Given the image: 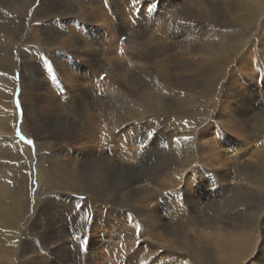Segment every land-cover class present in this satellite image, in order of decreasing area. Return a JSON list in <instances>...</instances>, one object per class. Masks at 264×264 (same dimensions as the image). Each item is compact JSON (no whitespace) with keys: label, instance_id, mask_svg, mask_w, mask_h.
Masks as SVG:
<instances>
[{"label":"rangeland","instance_id":"1","mask_svg":"<svg viewBox=\"0 0 264 264\" xmlns=\"http://www.w3.org/2000/svg\"><path fill=\"white\" fill-rule=\"evenodd\" d=\"M201 1L209 0H141V2L136 5H133V0H103L105 4L107 3L106 8L108 10L106 14L108 26L105 27V42L103 43V45L105 48L104 52L106 56L105 65L109 66L110 70L108 69V71L103 72L98 69L97 76L91 75L89 77L90 79H97L98 76L102 78L105 77L107 81L106 91H108L106 92V94H108L107 96L110 98L107 99L106 103V111L108 113H106V116L109 118L105 117L104 121L106 128L104 131V137L106 139L104 143H101L99 141V139L103 137V133H100L101 135L99 134V125L97 122L99 116L96 112H94L92 113L88 121L87 119H82L79 121L77 126V132H75L74 136L71 138V141L66 142L68 145L71 144L73 147L69 145V147H71L70 149L68 148L64 151L65 155L63 154V158L64 160H66V158L68 157H66V154H68V152L70 151L76 150L74 148L76 144H79L81 141H85L84 143H88L86 142V137H88L87 133L89 132L88 129H86V132L85 128L83 127L86 126L87 128L94 130L93 135L95 136V141H93V143H90V145L93 144V147H100L101 150L105 151L106 155H113L115 153L113 151L119 152V157L123 159L124 163L126 162L125 165L127 166H125L123 170H112L109 173V169L107 170V172L109 173L108 176H106V173L104 172L107 180L110 181L111 178L118 179L120 177L118 180L120 182L122 181L123 183L127 181L128 178L130 179L132 176H136L134 178H143L144 175H146L147 177L152 174L154 177L153 182H135L134 184H132L133 186H130L131 188H133V191L135 193L133 192L130 199L126 203V206L123 207V209L112 208L113 206L108 204L105 207V213L107 212V209L110 206L109 208L112 209V212L114 214L112 213L106 221L104 220V218H102V215L98 214V211H96V215H93L94 217H90L86 230L87 234L89 231V237H91V241H93L94 243V253H91V258L88 259L87 263L90 262L91 264H165V261H169V257L171 255L177 256L179 254L180 256L174 257V259L170 261L169 264H196V260L194 259L193 253L191 251L186 254L184 249H178V253L171 251L169 252L170 254H167V250H165L163 247L160 246V244L155 241V238H158L160 240L159 237L165 236L164 231L162 230L164 228L156 227L151 228L150 230L148 228L149 226L147 227L146 223L143 221L144 218L148 219V212H150L151 207L153 205L152 202H154L156 197L159 203V209L157 210L159 211V214L162 215L165 220L167 219L166 221H168L169 224H172L171 226L176 224L174 226H177V228H180L181 230L185 231L184 234L186 233V236L188 235L193 239L196 238L195 241L200 240V245L203 249V253L209 256L211 264H220L221 261L217 260L222 257L216 241L218 238V234L220 233L219 230H217L218 228L214 224V220H216V217L219 216L222 218V223L220 221H217V225L221 227L220 235H222V233H227L224 228L232 229V224L235 225V222H238L237 220L241 221L243 220V218L245 219L247 224V221H249V216L252 215V212L255 209V212L258 214L261 213L264 208V202H262L264 201V196H260V194L254 193L249 196L250 199L245 201L243 200L244 195H248L250 193L231 188L235 185H238V183H241L240 185L243 186V181L239 180L238 178H235V180L234 178H226L223 180L219 178L221 172L227 174V172L230 171L232 173V171L234 170L231 168L226 171H221L223 165L238 164V166H242V169L245 170V165L247 163H251L253 165H251V168L248 169V174L253 177L252 179L261 180L262 184L257 181H255L256 184H254L252 182V179H250V185H248V187L251 186L250 188H254L255 190H261L262 192H264V78L261 79L263 81H259V79H257V76L262 75L260 71L264 69V58L262 57L260 52V48L264 46V25H261L262 22L260 23V25L255 23L252 26L253 30L249 29L248 26H243L244 29L240 30L237 28L235 30L234 27L229 26H223L222 28L215 29V27H213V21L209 19V16L207 18H202V15L200 14V10H202V8L199 7ZM224 1L228 2L230 0ZM263 1L264 0H242L244 4H239V6L241 5L243 9L245 8L244 10H248L247 8L254 9L256 5H263ZM37 2L38 0L33 3L34 7ZM185 4L186 11L184 12L183 8ZM0 9H3L6 12V16L9 14L7 17H4V19H6V21L8 20L7 22L10 21V23L16 26V28L20 29L19 31L21 32L22 37H31V34L33 32L37 34L41 32L49 33V31L52 30V28L43 29L47 27L42 25V21H33L29 11L27 13H17L19 14V16L16 15L14 17L10 7H6L4 5V1L2 0H0ZM205 10L208 11V7H206ZM52 24L51 26H53V28L59 27L58 24ZM203 25L206 26L205 30ZM236 26L242 25L237 24ZM218 32L223 35H220ZM218 36L220 37V39L217 38ZM243 36L245 38H243ZM247 38H249L248 41ZM189 39L205 41L206 44L203 47V50H193L190 49V47L185 46L184 42H187ZM27 40L29 39L23 41L26 42ZM25 42H23L24 45H17L18 47L16 46L14 48V52H11L10 54L12 56V60L10 61L11 63L7 67H4L0 70V109L5 108L3 110L6 111V116H9L10 111H12V113L16 111L17 113L16 122L13 123V133H11L12 130H10L11 128L8 127V124L5 125L6 127H8V129L5 131V133L4 131L2 133L7 134L9 132L7 135H9L11 142H13L12 144H17L19 142L18 144H20L26 151V161L24 158L17 159L16 154V159L13 158L14 153L8 150L7 152L9 156L11 155V158L4 157L3 159H0V167L3 166L10 169H15L16 167L22 176V182L20 181V179L11 182H7L0 179V196L4 195V189L8 188L14 190L16 194H18L16 196L17 198H20L21 202L31 201V204H33L36 200L40 198H49L57 195L56 193L53 194V192L49 193V190H47L46 187H44L45 189H40L39 187L34 192V187L36 185H34V179L32 180L33 168L36 165L35 163L37 162V156H41L44 152L37 151V155H35L34 144L37 145L38 140L36 136L31 132L34 125L31 124L29 118L25 115L24 103H21L20 96L18 95L21 90L20 85H23V76H33L34 79L39 80L44 79L43 75L39 74H42V71L40 72L41 65L39 61L41 60V58L39 56L35 58L31 57L30 59L32 60V65L34 67L28 66L24 68L23 62L26 61V58L24 57L25 59H23V56H25L27 52H31L29 51V48L26 46L27 44ZM107 42H109V45L107 44ZM211 42L212 44H219L218 46L223 47L221 48L223 50H214L212 47H214L215 45H211V47L209 46ZM132 43L135 48L131 47ZM29 45L31 46V44ZM229 45L236 48V51L238 50V52L235 53V51L234 53L229 54ZM247 46L248 48H246ZM20 48H22L23 50H20ZM33 50L35 51L34 48ZM243 52L244 54H242ZM46 55L49 54L47 53ZM112 56L114 57L111 58ZM108 57H110V59ZM121 58L127 62H124ZM213 60H215L216 62H213ZM128 61L130 62L128 63ZM205 63L208 65V67ZM217 63H220L221 65L219 66ZM223 63L224 65H222ZM214 65H216V67L218 66L216 73H213V68H215ZM205 66L207 67V69ZM235 68L240 74V77H238L237 80H234L230 73L232 69L235 70ZM32 69L35 70L33 71ZM173 69H176L177 71L180 70V72H183L184 70V72L186 73L177 72L179 74H176L174 73L176 72V70L173 71ZM186 69L187 71H185ZM168 70L170 73L168 72ZM139 72H142L143 75L141 76L142 73L139 74ZM165 73H167L168 75L166 74L165 76ZM255 73L256 75H254ZM61 74L62 73L59 74L58 78L63 83H65L64 76L63 74ZM183 76L186 79H184ZM120 78L123 79L121 80ZM1 80H4L5 82ZM141 80H143V82ZM191 80L192 83L190 82ZM147 81L149 86L147 85ZM141 82L143 84H141ZM10 84L14 85V88H12V90L7 89ZM191 84L192 87L190 86ZM18 85L20 89L18 90L19 92L16 90ZM141 91L143 94L141 93ZM8 92L9 94L6 95ZM42 92L43 89H39L38 94L43 96L42 100H40L41 105H45L46 107L57 106V103L59 101L57 100L58 98L56 96L59 97V94L56 95V93L52 92L48 93L47 95H44ZM26 95L27 93H25V96ZM49 96H51L52 99L49 98ZM154 96L157 99H155ZM126 97L127 99H125ZM118 100H121L123 103ZM155 100L157 101V106H155ZM5 101L9 104H4ZM119 102L122 104L120 105ZM158 103L160 104V106ZM163 103L165 104V106H163ZM110 105H112L113 107ZM119 106L121 107V109H118L120 110V113H117L116 110L117 108H119ZM128 106L129 108H127ZM133 107H135L136 109ZM139 107L141 109H139L138 111L137 108ZM150 107L151 109H148ZM152 109H154V111ZM136 110L138 111V113L140 112V114H142L141 117H139L140 114L135 112ZM142 116H144V118ZM11 117L13 116L11 115ZM111 118L114 121L109 120ZM163 118L168 121L166 122ZM1 119L2 117H0V120ZM150 121L153 122V125L150 123ZM20 122L21 125L23 122L29 128H21ZM137 122L139 124H137ZM15 124L18 125L15 126ZM145 126L147 127V129ZM149 133L151 134V136H149ZM141 136H144L146 140L143 139L138 142L136 140V137L139 138ZM125 137L127 142L125 140ZM247 137L249 140V144L245 145V142H243V140ZM115 139H118V142L114 141ZM28 140H31L32 144H28ZM140 144H142V146H140ZM114 145L115 147H113ZM124 146H127L126 149ZM106 147H108L109 149L106 150ZM128 147L130 149L127 150ZM135 149L136 151L138 150L136 153ZM122 150L125 151L122 152ZM190 152L192 153V155L190 154ZM210 153L213 154V156L210 155ZM185 155L187 158H185ZM214 155H218V159ZM181 157L183 158V160ZM126 159L128 160L126 161ZM202 160L206 161L202 162ZM180 161L182 162L180 163ZM22 163L30 165V168L32 169L30 170L31 172H28V170L26 169L24 170ZM75 163L77 165V161H75L73 164ZM128 168H133L135 170L134 172L137 174L129 172ZM27 172L29 175L27 174ZM26 174L28 175V177ZM155 174L157 175L155 176ZM123 177H125L126 179H123ZM165 177L168 182H166ZM23 180L24 182H26V184L23 182ZM161 180L162 183L160 182ZM175 181L176 183H174ZM108 184H104V187L106 186L105 188H108ZM13 185H16V188L15 186L13 187ZM27 185L29 188L27 187ZM21 187H23V189L19 191ZM130 187L125 188V191L131 189ZM16 189H19L18 193ZM157 189L162 194L159 193ZM46 192H48V194H46ZM155 192H157L158 195ZM151 193L153 195H151ZM25 194L26 196H24ZM73 195H75L74 197L76 199L80 200H76L75 203H81L85 205V207L90 206L88 205L89 203H85V199L87 197L86 194H84V197L83 194ZM174 195L177 196L174 197ZM147 196H149L151 199L147 198ZM33 197L35 198V200ZM201 205L204 206L202 207ZM219 207L221 210L219 209ZM137 210H140V216L137 215ZM90 212L92 213L93 211ZM99 212L100 214H102V210H100ZM120 213H123V216ZM134 213H136V216H138L139 218H143H136ZM60 214L62 215V212H60ZM197 214H199V216H197ZM121 217H124L125 220H123ZM32 220L33 216L31 217V220L29 222H31ZM137 220H141L142 223H139V221ZM124 222L132 223L134 225L132 229L133 231L131 233L122 232V230L124 229L123 226L125 225ZM258 224L259 223L257 222L256 226ZM26 225H24V227L22 226V231H25L28 228V225ZM251 233L252 238L256 240H254V246H257L253 247L250 250V254H252L253 256H258L260 251L257 248L263 236L264 230L260 228L259 225ZM74 238L75 236L73 235H66L63 239L65 245L71 246V244L74 243ZM86 243L90 244L89 241H86L84 244ZM51 246L52 248H54V245H49V247ZM170 248L173 249L171 245ZM21 258H18L17 261L20 262L19 259ZM52 258L54 259L55 257L52 256ZM261 258H264V254L261 255ZM26 259L27 257L25 259H21V261ZM98 259L100 260V262ZM0 260H2L1 257ZM242 262H244L243 264L251 263L247 260Z\"/></svg>","mask_w":264,"mask_h":264},{"label":"bare ground","instance_id":"2","mask_svg":"<svg viewBox=\"0 0 264 264\" xmlns=\"http://www.w3.org/2000/svg\"><path fill=\"white\" fill-rule=\"evenodd\" d=\"M2 1H4V5L6 7H10L11 11L13 12L14 17L16 15L19 16V14H17V13L21 14V13H27L29 11L33 21H36V20L42 21V25L47 27V28H43V29H49V28L51 29L52 28V30L49 31V33L41 32V33L37 34V33L33 32L31 34V37H28V36L22 37L21 32L19 31L20 29L16 28V26H14L12 23H10V21L7 22L8 20L6 21V19H4V17H7L9 14L7 13L8 15L6 16V14H5L6 12L3 9H0V70L4 67H7L11 63L10 62L12 60V56L10 55L11 52H14V48L17 45H21V46L24 45L23 42H25V41H23V40H26V39H29V40H27L29 43L26 41L25 43L27 45L26 44L25 45L29 48V51H31V52H27V54L25 56H23V59L26 58V61L23 62L24 68H26L28 66H30V67L33 66L32 65L33 62H32V60H30L31 57L35 58V57L39 56L41 58L39 63L41 65L40 66L41 67L40 72L42 71V74L41 73H39V74L43 75L44 80L34 79L33 76H29V77L23 76V80H22L23 85H20L21 90L19 89V85L16 88V90L17 91L20 90V92L18 91L19 92L18 96H20L21 103H24L25 115L29 118V121L31 122V124L34 125L31 132L36 136V138L38 140L37 145L34 144L35 145L34 146L35 147V155H37V151L38 152H40V151L44 152L41 156H39V157L37 156V158H36L37 162L35 163L36 164L35 167L33 168V166H32V168H33L32 180L34 179L33 182H34V185H36L34 187V192L39 187H40V189L46 187L47 190H49L48 191L49 193L50 192H53V194L56 193L57 196L49 197V198L42 196L43 199L37 198L38 200H36L33 204H31V201L21 202L20 198H17L16 195H18V194H16V192L14 190H11L8 188L4 189L5 190L4 195L0 196V257L2 258V260H0V264H91L90 262L89 263H87V262H88V259L91 258L90 257L91 253H94V243H93V241H91V237H89V231L87 234V230H86V227L88 225L90 217H94L93 215H96L97 214L96 211H98V214L102 215V218H104V220L106 221L107 218L113 213L112 209L109 208L110 206L108 207L107 212L105 213V207L108 204L113 206L112 208H117V209L122 208L123 209V207L126 206L127 201L130 199L131 195L134 192L133 188H131L130 186L132 184H134L135 182H141V181L153 182V177H154L152 174H150L147 177H146V175H144L143 178H140V177L134 178L136 176H134V177L132 176L130 179L128 178V180L123 182V183H122V181L120 182L118 180L120 177L118 179L117 178H111L110 181L107 180L106 176H108V174L112 170H117V169L123 170L125 168V166H127V165H125L126 162L124 163L123 159H121L119 157V155H120L119 152L113 151V152H115L113 155H108V154L106 155L105 151L101 150L100 147H93L92 146L93 144L90 145V143H93V141H95V139H94L95 136L93 135L94 130L87 128L86 126H83V127L85 128L86 132H87L86 129H88V132H89V133H87L88 137H86V140H87L86 142H88V143H84L85 141H81L79 144H76L74 146V148L76 149L75 150L76 152L70 151V152H68V154H66V157L68 156L66 158V160H64V158H63L65 155L64 151L68 148L70 149V147L72 146L71 144H69V145H71L69 147V145L66 142L71 141V138L74 136L75 132H77V126H78L79 121L82 119H87V121H88L90 119L92 113H94V112H96L97 115L99 116L98 120H97L98 125H99V128H98L99 134L103 133V137L101 136L102 138H100L99 141L101 143H104L105 139H106L104 137V135H105L104 131L106 129L104 121H105V117H107L106 116L107 99L110 98L107 96L108 94H106V92L108 91V90L106 91L107 81H106L105 77L102 78V77L98 76L97 79L96 78L90 79L89 76H91V75L97 76L98 69L100 71H103V72L108 71V69H109V66L105 65L106 64V56H105V52H104L105 48L103 45V43L105 42L104 41L105 40V38H104L105 27L108 26L107 15H106L107 11H108L106 8L107 3L105 4L103 2V0H38L37 4L34 7L33 3L37 0H2ZM239 4H244V3L242 2V0H230L228 2H226L224 0L201 1L199 4V7L202 8V10H200L201 11L200 14L202 15V18H204V17L207 18L209 16V19L213 21L212 23H213V27H215V29L216 28H222L223 26L234 27L235 30H236V28L239 30L244 29L243 26H248L249 29H252L253 28L252 26L255 23L260 25L261 22H262L261 25H264V1H263V5H256L254 9L247 8L248 10H244L245 8L243 9L241 5L239 6ZM206 7H208V11L205 10ZM236 8H237V10H236ZM183 9H184L183 11L185 12L186 11V4L184 5ZM32 10H33V12H32ZM246 11H248V12H246ZM171 12H172V10H171ZM2 14H3V16H2ZM52 23L58 24L59 27L53 28L54 25ZM51 24L53 26H51ZM237 24L242 25V26H236ZM167 25H168V23H167ZM200 25H201V23H200ZM205 27L206 26H204V30H205ZM106 29H109V28H106ZM247 30H248V28H247ZM164 31H166V30H164ZM200 33H201V31H200ZM218 33L220 35H223L220 32H218ZM217 38L220 39L219 36ZM243 38H245V37L243 36ZM189 40L187 42H184L185 43L184 45L187 47H190V49H193V50L201 51V50H203V47L206 44L205 41H201V40L197 41V39L196 40L191 39L190 41ZM248 40H249V38H247V41ZM108 43L109 42H107V44ZM133 43L131 44V47L135 48ZM29 44H31V46ZM211 45L212 46L215 45L214 47H212L214 50H216V49L218 50V49L223 48L221 46H218L219 44H217V43L212 44V42H211V44H209V46L211 47ZM33 48L35 49V51L33 50ZM246 48H248V46ZM260 49H261V51L260 50L259 51L261 52V55L264 58V46ZM20 50H23V49L20 48ZM221 50H223V49H221ZM228 50H229L228 53L232 54L236 51V48L229 45ZM117 51H119V50H117ZM213 52H216V51H213ZM237 52H238V50L235 53H237ZM244 52L242 54H244ZM257 52H258V50H257ZM47 53L49 55H46ZM225 53H227V52H225ZM133 54H134V52H133ZM125 56H127V55H125ZM113 57L114 56H112L111 58H113ZM227 57H229V56H227ZM108 58L110 59V57H108ZM125 59H126V57H125ZM222 60H223V58H222ZM124 62H127V61H124ZM129 62L130 61H128V63ZM198 62H199V60H198ZM213 62H216V61L213 60ZM224 63L222 65H224ZM122 64H123V62H122ZM125 64H127V63H125ZM218 65L220 66L221 64L219 63ZM184 66H185V64H184ZM206 66L208 67L207 64H206ZM207 67H206V69H207ZM214 67L215 68H213L214 69L213 73H216L218 66L216 67V65H214ZM203 68H204V66H203ZM198 69H201V68H198ZM175 70L176 69H173V71H175ZM185 71H187V69ZM142 72H139V74H141ZM168 72H169V70H168ZM177 72H180V70L179 71L176 70V72H174V73L179 74ZM183 72H184V70H183ZM183 72L181 71L180 73H183ZM263 72H264V69H262L260 71V73H262V75L257 76V79H259V81H263V80H261L264 78ZM60 73L63 74L65 83H63L61 80H59L58 76ZM131 73H133V72H131ZM184 73H186V72H184ZM230 73H231V76L233 77L234 80H237L238 77H240V74L238 73V70H236V68H235V70L232 69V71ZM166 74L167 73H165V76H166ZM142 75H143V73L141 74V76ZM254 75H256V73ZM173 77H175V76H173ZM62 78H60V79H62ZM156 79H157V77H156ZM184 79H186V78L184 77ZM107 80H108V78H107ZM1 81H4V80H1ZM141 81L143 82V80H141ZM9 82H11V81H9ZM142 82H141V84H143ZM190 82L192 83V80ZM225 82H226V80H225ZM182 83H184V82H182ZM187 83H189V82H187ZM219 83H221V82H219ZM231 83H232V81H231ZM141 84H139V85H141ZM222 84H223V82H222ZM147 85H148V81H147ZM190 86L192 87V84ZM108 87H110V86H108ZM151 87H153V86H151ZM12 88H14V85L10 84L7 89L12 90ZM41 88L43 89L42 93L44 95H47L48 93H52V92L56 93V95L59 94V97L56 96L58 98L57 100L59 101L57 103V106L51 107L49 105L50 107H46L45 105L40 104V100H42L43 96L38 94V92H39V89H41ZM137 88H139V87H137ZM179 88H180V86H179ZM194 89H195V87H194ZM154 90H155V88H154ZM25 93H27L26 96H25ZM141 93H142V91H141ZM8 94H9V92L6 95H8ZM109 94H110V91H109ZM118 94H120V93H118ZM139 96H140V94H139ZM49 98H51V96H49ZM154 98H155V96H154ZM125 99H127V97ZM143 99H144V97H143ZM155 99H157V98H155ZM118 101H121V100H118ZM145 101H147V100H145ZM2 102H4V101H2ZM175 102H176V100H175ZM122 103H120V105ZM166 103H167V101H166ZM4 104H9V103H7L5 101ZM146 105H148V104H146ZM110 106H112V105H110ZM149 106H150V104H149ZM155 106H157V101H156ZM159 106H160V104H159ZM159 106H158V108H159ZM163 106H165L164 103H163ZM7 107H9V106H7ZM192 107H193V105H192ZM127 108H129V106ZM133 108H135V107H133ZM3 109H5V108L0 109V117H2V119L0 120V159H3L4 157L11 158L10 157L11 155L9 156V154L7 152V150H8V151H11L14 153L13 158L16 159V157H15V154H16L17 159H23L24 158L26 161V151L23 149V147L20 144H18L19 142L17 144H12L13 142H11L9 135H7L9 132L7 134H4L5 131L8 129V127L11 128L10 129V130H12L11 133H13V127H14L13 123L16 122L17 113H16V111L13 113H12V111H10L9 116H6V111ZM115 109H116V106H115ZM118 109H121V107L119 106V108H117V110H116L117 113H120V110H118ZM137 109L139 111V109H141V108L139 107ZM148 109H151V107ZM183 109H185V108H183ZM146 110H144V111H146ZM152 110L154 111V109H152ZM138 111L136 110L135 112L138 113ZM154 113H156V112H154ZM138 114H140V112ZM11 115L13 117H11ZM141 115L142 114H140V116L139 115L138 116L141 117ZM94 116H95V114H94ZM130 116H132V115H130ZM142 117L144 118V116H142ZM107 118H109V117H107ZM109 120L114 121L112 118ZM138 120H140V119H138ZM133 121H135V120H133ZM150 123L152 124L153 122L150 121ZM7 124L9 125L8 127L5 126ZM137 124H139V123L137 122ZM16 125H18V124H15V126ZM124 125H126V124H124ZM20 126L23 129L29 128L23 122H22V125L20 122ZM251 127H253V126H251ZM146 129H147V127H146ZM135 130H136V128H135ZM3 131H4V133H2ZM109 131H110V129H109ZM150 131H152V130H150ZM111 132H112V130H111ZM131 132H133V131H131ZM169 132H171V131H169ZM118 136H120V135H118ZM134 136H136V135H134ZM145 136H146V134H145ZM149 136H151V134ZM164 136H166V135H164ZM128 137H131V136H128ZM174 137H175V135H174ZM75 138H77V137H75ZM181 138H183V137H181ZM143 139H145L144 136H141L139 138L136 137V140L138 142H140ZM108 140H109V138H108ZM125 140H126V137H125ZM15 141H17V140H15ZM114 141L118 142V139L117 140L115 139ZM126 142H127V140H126ZM243 142H245L244 143L245 145L249 144L248 137L245 138L243 140ZM72 143H75V142H72ZM132 143H133V141H132ZM9 144H11V145H9ZM96 144H97V138H96ZM202 145H203V143H202ZM140 146H142V144H140ZM108 147H106V150L109 149ZM113 147H115V145ZM126 147H125V149H126ZM134 148H137V147H134ZM128 149H130V148L128 147L127 150ZM118 150H121V149H118ZM145 150H146V148H145ZM124 151L122 150V152H124ZM137 151L135 149V153ZM141 154H142V151H141ZM190 154L192 155L191 152H190ZM210 155L213 156V154H211V153H210ZM134 157H135V155H134ZM136 157H137V155H136ZM215 157H217V159H218V155ZM68 158H70V159H68ZM185 158H187L186 155H185ZM127 160L128 159H126V161ZM182 160H183V158H182ZM75 161H77V165H76V163L73 164ZM203 161L204 160H202V162ZM181 162L182 161H180V163ZM187 162H189V161H187ZM12 163H13V161H12ZM172 165H173V163H172ZM251 165H253V164L247 163L245 165V170L242 169V166L241 167L238 166V164L223 165L221 171H226V170L231 169V168L234 170L232 171V173L230 171L227 172V174L221 172L219 175V178H221L222 180L226 179V178H234V180H235V178H238L239 180L243 181V186L240 185L241 183H238V185H235L231 188L232 189H238L239 191H245L247 193H250L248 195H244L243 200H245V201L250 199L249 196H251L254 193L260 194V196L261 195L264 196V192H262L261 190H255L254 188H250L251 186L248 187V185H250L249 180L253 178L252 176H250L248 174L249 173L248 169L251 168ZM4 166H5V164H4ZM177 166H179V165H177ZM23 167H24L23 169L28 170V172L30 170H32L30 168L31 166L28 164L24 163ZM236 168H238V169H236ZM128 169H129L128 170L129 172H133L134 174H137L134 172L135 170L133 168H128ZM107 170H109L108 171L109 173L107 172ZM28 172H27V174H28ZM104 172L106 173V176H105ZM28 175H27V177H28ZM156 175L157 174H155V176ZM30 176H31V174H30ZM21 177L22 176L16 167H15V169L6 168L3 166L0 167V179H2L4 181H7V182L10 181L11 182V181H17L20 179V181L22 182ZM27 177H26V179H27ZM124 178L125 177H123V179ZM155 178H157V177H155ZM219 178H217V179H219ZM165 179H166V177H165ZM176 181H177V179H176ZM176 181L174 183H176ZM255 181L262 184L261 180L252 179V182L254 184H256ZM23 182H24V180H23ZM108 182H109V184H108ZM160 182L162 183V180ZM166 182H168L167 179H166ZM24 183L26 184V182H24ZM253 183H252V185H253ZM18 184H20V183H18ZM104 184H108V188H105L106 186L104 187ZM155 184H154V186H155ZM244 184H245V186H244ZM14 186L16 188V185H13V187ZM21 186H23V185H21ZM27 187H28V185H27ZM127 187H130L131 189H128L125 191V188H127ZM17 188H18V185H17ZM152 188H154V187H152ZM22 189H23V187H21L20 190L19 189L18 190L21 191ZM18 190H17V193H18ZM27 191H28V189H27ZM48 192H46V194H48ZM155 193H157V192H155ZM159 193H161V192L159 191ZM73 194H76V195L77 194H83V197H84V194H86L87 197H86V199L84 198L85 203H89L88 205H90V206L85 207V205H83L81 203H75V201L79 200V199H76L74 197L75 195H73ZM151 195H153V194L151 193ZM157 195H158V193H157ZM237 195H239V194H237ZM24 196H26V194ZM38 196H39V194H38ZM176 196L177 195H174V197H176ZM35 197H36V194H35ZM147 198H150V197L147 196ZM156 198H155L154 202H152L153 205L151 207L150 212H148V214H149L148 219H146V218L143 219V221L146 223V226L147 227L149 226L148 228L150 230H151V228H156V227L164 228L162 230L164 231L165 236L159 237L160 240L158 238H155V241L158 244H160L161 247H163L165 250H167V252H166L167 254H170L169 252H171V251L178 253L177 252L178 249H181V250L184 249L186 254L189 251H191L193 253V257L196 260L195 261L196 264H211L209 256L207 254L203 253V249L200 245V243H201L200 240L195 241L196 238L193 239V238L189 237L188 235L186 236V233L184 234L185 231L181 230L180 228H177V226H174L176 224L171 226L172 224H169L168 221H166L167 219L165 220V218L159 214V211H157L159 209V203H158ZM34 200H35V198H34ZM42 200H44V201H42ZM52 200L54 201V203ZM223 201H225V200H223ZM262 202H264V201H262ZM209 207H210V205H209ZM96 209H98V210H96ZM219 209H220V207H219ZM100 210H102V214H100V212H99ZM113 210H115V209H113ZM255 210L252 212V215L249 216V221H247V224H246L245 219L243 218V220L240 219L241 221L237 220L238 222H235V225L232 224V226H231L232 229L224 228L227 232L225 234H227V235H225L223 233H222V235H220L221 227L217 225V221H220L222 223V218L218 216V217H216V220H214V224L218 228L217 230H219V232H220L218 234V238L216 240L217 244H218V248L220 249V252L222 255V257H220L219 260H217V261H221L220 264H243L244 262H242V261H245V260H247L248 262H251L250 264H264V258H261V255L264 254V233H263V236H262L261 241L258 244V248H257V249H259L260 253L258 254V256H255V255L253 256L252 254H250V250L253 247L257 246V245L254 246L256 240L254 238H252L251 232H253V230H255V228H257V226H259V225H260V228H262L264 230V208H263L262 212L258 213V214L255 212ZM90 211H93V212L91 213ZM60 212H62V215L60 214ZM136 213L138 216H140L139 215L140 210H137ZM136 213H134L135 216H136ZM161 213H164V212H161ZM64 214L67 216H65ZM120 214L123 216V213H120ZM125 214H126V212H125ZM32 216H33V220L31 222H29L31 220ZM128 216H129V214H128ZM138 216H136V218H139ZM197 216H199V214H197ZM36 217H37V219H36ZM121 218L123 220H125L124 217H121ZM206 220H207V218H206ZM137 221H139V220H137ZM140 222H141V220L139 221V223ZM257 222L259 224L256 226ZM24 225H26L28 228L25 231H22V226L24 227ZM133 226L134 225L132 223H125V225L123 226L124 229L122 230V232L131 233L133 231L132 230ZM66 235L75 236V238L73 240L74 243L71 244V246L70 245L66 246L64 243L63 239L65 238ZM86 241H89L90 244L89 243L84 244ZM49 245H54L53 246L54 248H52V246L49 247ZM170 245L173 247V249L170 248ZM145 246H146V244H145ZM69 248L73 249V250H70ZM88 250H90V251H88ZM52 256H54L55 258L53 259ZM177 256H180V255L178 254ZM177 256L171 255L169 257V261L168 260L165 261V264H169V262L172 261L174 259V257H177ZM21 257H25V258L27 257V259L21 261V259H25V258H21ZM18 258H21V259H19L20 262L17 261ZM99 262H100V260H99Z\"/></svg>","mask_w":264,"mask_h":264},{"label":"snow or ice","instance_id":"3","mask_svg":"<svg viewBox=\"0 0 264 264\" xmlns=\"http://www.w3.org/2000/svg\"><path fill=\"white\" fill-rule=\"evenodd\" d=\"M140 2H141V0H133V5H136V4L140 3ZM22 138H23V137H22ZM186 139H187V138H186ZM27 143H28V144H32V141H31V140H28Z\"/></svg>","mask_w":264,"mask_h":264}]
</instances>
